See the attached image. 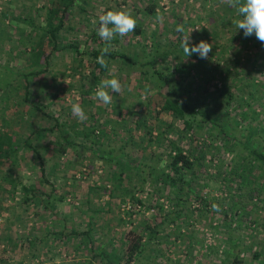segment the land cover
<instances>
[{
    "label": "rangeland",
    "instance_id": "374dc122",
    "mask_svg": "<svg viewBox=\"0 0 264 264\" xmlns=\"http://www.w3.org/2000/svg\"><path fill=\"white\" fill-rule=\"evenodd\" d=\"M62 1L0 0V134L18 145L0 163L3 264H105L90 247L111 264H264V190L248 200L261 178L246 147L264 152V43L244 36L222 0H75L54 48L45 28ZM109 10L131 12L142 32L117 36L110 50L126 56L100 72L92 52L106 42L92 34ZM185 34L213 45L204 66L177 55ZM113 77L122 92L104 105L94 94ZM166 78L209 118L186 111L188 128L161 110ZM77 101L86 121L72 115ZM171 143L203 164L174 171ZM130 229L144 235L136 262Z\"/></svg>",
    "mask_w": 264,
    "mask_h": 264
},
{
    "label": "trees",
    "instance_id": "16d2710c",
    "mask_svg": "<svg viewBox=\"0 0 264 264\" xmlns=\"http://www.w3.org/2000/svg\"><path fill=\"white\" fill-rule=\"evenodd\" d=\"M63 1H64V7L62 9H59L56 6V7H51L48 11L49 20L47 21V26L45 30L54 48L58 46L57 44L58 33L64 26V17L66 13L70 10V7L72 6L75 0H63ZM63 1H62V5H63ZM146 8L148 9L151 15H154L156 13L155 3L148 5ZM59 13H60V16L58 17V20L56 22L53 21V19L57 17ZM98 27H99V23L97 25V28ZM141 32H142L141 26L137 25L136 33H141ZM180 35L182 36L183 33H180ZM92 37L94 38L98 37L97 29L93 31ZM34 49L37 50V53L35 56L37 57V59H39L40 54L43 51H41L40 49L38 50L36 47H34ZM74 49L78 52L77 46H74ZM177 52H178L177 55H179V53H183V49H177ZM101 54H102V49H95L92 52V56L95 61V66L96 68H99L100 72H105L108 69L111 60L126 56L124 53L110 50L109 53L105 56V59L108 65V67L105 68L97 63V58ZM49 58H50V55L48 54L47 61L49 60ZM191 58L196 59V62L198 64H201L202 66L206 64V59H201L196 54H193ZM191 66H195V62L194 64H191ZM45 70H46L45 68H41L37 71H32V74L36 75L38 73L45 72ZM151 73L152 75L157 74L158 77L160 78H165L163 77V73L159 70H155L154 72H151ZM165 83L168 89L170 90L172 96H170L169 98H166V100L164 101L161 107V110L168 111L172 113L173 116L175 117H183L184 124L188 128L193 127V121L190 120L189 118H186L185 116L186 111L194 113L195 115L202 114L205 118H209L208 111H199L196 109V107L191 106L189 104L187 97L184 95L185 88L182 90V87L180 85H177L171 82L170 79H167V78L165 79ZM29 93H30V88H29V85H27L26 86V96H28ZM215 110H218V107H215ZM158 113H160V111ZM25 145L28 146L29 148H33L28 141L25 142ZM246 147L249 150V154L252 156V159H253L252 163H254L253 161H255V163L257 162L256 169L258 168L260 171L258 178L259 179L261 178V180L254 181L255 184L250 188L249 193L247 195V197L249 198L248 200L252 204H257L258 202L262 200V198L260 197V194H263V190H264V181H263L264 180V152L262 150L255 148L252 145H246ZM17 150H18V145L11 141V137L9 135H5L3 133L0 134V163L3 162L2 158L11 156ZM168 155L170 157L169 166H171V168L174 171L179 172V174L183 173V169H188L189 171L193 172L195 171L197 164H203L202 160H200L202 163L197 162L199 158H193V155H191L190 152H185L184 149L176 143H171V150ZM41 171H42L43 178H45L46 176L45 165L42 163H41ZM180 181L181 182L183 181L182 177H180L179 182ZM247 206H248V203H244L242 201L239 209L246 213ZM228 212L229 211L226 212V216L228 215ZM245 213H243L241 216L243 217ZM125 237H126L125 252L126 254H128V259L130 262H136L144 247V235L140 233V231H137L135 229H130L127 231ZM90 249L94 251L93 252L94 256L95 255L103 256L104 260L106 259L105 264H111L110 258L108 257V255H105L103 251L95 250L93 247H90ZM236 257L237 255L235 256V258ZM3 261L4 259L0 257V264H3ZM86 264H91V263L90 261H87Z\"/></svg>",
    "mask_w": 264,
    "mask_h": 264
},
{
    "label": "clouds",
    "instance_id": "9594fccd",
    "mask_svg": "<svg viewBox=\"0 0 264 264\" xmlns=\"http://www.w3.org/2000/svg\"><path fill=\"white\" fill-rule=\"evenodd\" d=\"M222 2L236 9L241 19L233 21V23L239 30H243L245 37L255 35L257 40L264 43V0H222ZM158 19L163 22V15H159ZM96 23L97 21L93 20V24ZM98 23L97 34L101 40L106 42V46L102 49V54L97 58V63L107 68L105 56L111 49V42L117 36L124 38L134 32L137 28V19L129 11L109 10L99 15ZM176 31L185 33L184 25L182 23L179 24ZM190 34H185L183 37L181 47L184 55L191 57L196 54L201 59H207L213 45L202 40L199 44L190 46ZM122 87L118 78H105L98 84L94 94L95 98L104 105H110L113 100V94L121 93ZM71 112L81 122L86 121L88 118L78 101L72 103ZM212 210L219 212L221 208L218 204H213Z\"/></svg>",
    "mask_w": 264,
    "mask_h": 264
}]
</instances>
